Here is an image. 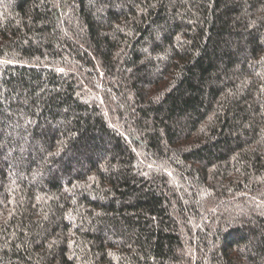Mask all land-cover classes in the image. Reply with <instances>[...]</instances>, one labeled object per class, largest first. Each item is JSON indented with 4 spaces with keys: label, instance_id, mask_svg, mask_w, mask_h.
Here are the masks:
<instances>
[{
    "label": "trees",
    "instance_id": "trees-1",
    "mask_svg": "<svg viewBox=\"0 0 264 264\" xmlns=\"http://www.w3.org/2000/svg\"><path fill=\"white\" fill-rule=\"evenodd\" d=\"M0 264H264V0H0Z\"/></svg>",
    "mask_w": 264,
    "mask_h": 264
}]
</instances>
